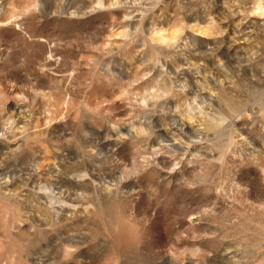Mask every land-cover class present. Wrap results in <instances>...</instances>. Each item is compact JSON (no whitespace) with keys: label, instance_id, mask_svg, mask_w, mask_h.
I'll return each mask as SVG.
<instances>
[{"label":"rangeland","instance_id":"1","mask_svg":"<svg viewBox=\"0 0 264 264\" xmlns=\"http://www.w3.org/2000/svg\"><path fill=\"white\" fill-rule=\"evenodd\" d=\"M0 264H264V0H0Z\"/></svg>","mask_w":264,"mask_h":264}]
</instances>
